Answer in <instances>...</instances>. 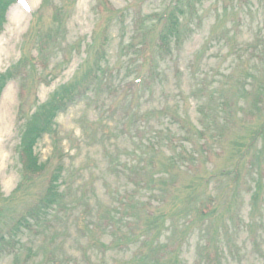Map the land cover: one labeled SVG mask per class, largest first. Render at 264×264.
I'll return each mask as SVG.
<instances>
[{
	"label": "rangeland",
	"instance_id": "obj_1",
	"mask_svg": "<svg viewBox=\"0 0 264 264\" xmlns=\"http://www.w3.org/2000/svg\"><path fill=\"white\" fill-rule=\"evenodd\" d=\"M169 2L24 0L21 4L18 0L8 7L0 32V72L16 63L23 54L35 58L38 53L36 31L48 26L55 9L60 12L63 24L58 41L44 51L46 57L37 56L45 68L37 63L38 67L27 69L30 74L23 83L22 97L19 96L20 82L13 79L0 94V193L3 199L0 201V231H7L19 216L28 215L27 211L44 194L51 173L58 167L61 168L58 181L61 195L59 203L40 224L29 218L32 227L21 226L14 237L17 242L13 251L1 254L0 264H124L136 247L117 250L112 244L117 229L112 224L109 227L103 218L108 212L117 217L120 199L127 192L136 191V184L128 178L132 169L144 165L146 169L140 173L144 178L152 171L147 163L148 152L154 154V161L159 163L173 154L188 157L183 147L196 148L195 136L188 142L182 140V132L173 116L197 126L198 101L193 95H200L202 86L199 84L212 89L214 97H217L215 89L222 97L224 94L231 97L229 85L239 78L250 90L249 95L239 101L247 107L255 90H260L264 96V1L230 4V0H196L194 13L187 12L183 19L188 35L172 55L160 62L155 75L152 65L141 62L142 51L138 53L126 47L136 25L133 19L134 22L144 20ZM102 33L107 37L102 62L105 76L56 115L51 132L43 134L33 146L38 161L45 164L44 172L12 194L21 181L17 149L24 118L36 104L46 101L56 87L71 80L87 61L89 66L93 63ZM93 35L96 44L90 47ZM140 40L136 36L132 43ZM256 40L262 43L263 47L259 46L258 50L263 49V53L249 49ZM146 52L150 55L149 49ZM238 55L243 56L242 62L237 61ZM250 67L255 79L245 75L246 68ZM136 75L140 79L133 84ZM238 93L236 91V95ZM260 120L259 115H254L244 120L245 125L233 122L226 130L228 141L222 140V149H217V154L206 163L197 160L198 171L206 173L226 165L228 154L234 150V143L229 139L242 135L246 126L253 127ZM148 139H154L156 153L148 145ZM179 165L174 184L182 187L190 175L184 170V164L179 162ZM255 177L254 168H241L239 180L232 187L228 186L230 177H221L212 188L219 200L218 211L210 214L203 227H185L182 219L177 218L179 213L175 220L166 222L165 234L170 238L164 241L170 244L169 250L177 249L179 264H264V181L255 197ZM175 190L168 186L167 200L160 203V208L170 211L175 206L183 208V202L175 199ZM150 196V192L147 194L143 189L136 192V197L143 200ZM151 201L153 205L158 204L153 198ZM212 227L219 229L217 243L221 248L211 246L213 241L204 248ZM205 249L209 262L201 253ZM217 249L218 257L214 255Z\"/></svg>",
	"mask_w": 264,
	"mask_h": 264
},
{
	"label": "trees",
	"instance_id": "obj_2",
	"mask_svg": "<svg viewBox=\"0 0 264 264\" xmlns=\"http://www.w3.org/2000/svg\"><path fill=\"white\" fill-rule=\"evenodd\" d=\"M17 1L0 0V32L3 30L6 22L5 15L8 7ZM195 1L170 0L169 4L161 11L147 15L144 20L138 19L134 22L133 19V25H136H134L131 41L128 43L126 49H133L132 51L135 52L142 51L143 61L141 62L144 63L146 61L147 64L152 65V73L155 75L158 73L160 62L172 55L173 51L181 46L184 38L188 35V29L183 19L186 17L187 12L189 14L194 13ZM243 1L245 0H230L229 3L233 4L234 2L240 3ZM226 5H224L225 9L227 8ZM61 17L60 12L55 9L50 18L51 24L49 23L44 29L39 27L36 31L35 47L38 53L35 58L31 55L23 54L16 63L5 71L0 72V94L5 84L13 79L20 82L19 96L21 98L24 92L23 83L29 78L30 74L27 69L38 67L37 63L42 68H45L42 61H38L40 58H37V56L38 54H42V57L45 58L44 51H47L58 41L63 24ZM136 36H139L141 40L132 43ZM98 38L100 40L96 47L101 49L97 48L98 54H96L93 63L89 66L87 61L83 68L80 67L76 71L71 80L56 87L46 101L36 104L24 118L20 127V140L17 149L21 165V181L17 184L12 194L20 191L23 184L33 181L44 172L45 164L38 161L33 152V146L43 134L51 132L53 119L56 115L93 89L101 81L102 77L105 76L102 62L104 59L103 45L105 46L107 37L102 33ZM260 41L256 40L255 44L249 49L256 53L259 51L263 53V49L258 50L259 46L263 47L262 43H259ZM94 44H96L95 35L92 36L90 47ZM146 49H149L150 55H148L149 52L147 53ZM236 58L237 61H243L242 55H238ZM245 60V62H248L247 59ZM246 69L248 70L245 71L247 73H245L246 77L249 76L251 79H255L252 68ZM249 73L251 76L248 75ZM230 77L229 75V80ZM38 78L39 75H37ZM139 79V75H136L133 84L134 82H138ZM235 80H237L235 83H232L231 86L229 85L231 97L226 94L222 97L217 89L214 91L217 97H214L213 93H211L212 89L208 90V87L204 84H199L202 86L200 95H193L197 96L196 100L198 101L197 112L199 113V118L197 119V126L187 119L173 116V121L179 125L182 132L183 141L188 142V139L194 136L198 140L196 148L187 149L183 147L184 154L188 157L182 155L179 158L176 154H173L168 156L164 161L156 163L154 161V154H149L148 152L147 163L150 165L149 168H152V171L145 178L143 175H140L146 169L144 165L130 171L128 178L131 183L136 184V191L127 192L124 198L120 199L119 206L117 207V217L108 212L106 217L103 218L109 227L112 224L117 229V232L114 233V242L112 243L113 245L115 244V247L117 246V250H123L130 246H132V249L136 247L124 264H179L177 249L173 248L169 250L170 244L164 241V238H166L165 240L170 238L169 235L165 234L167 230L166 222L168 220H171V222L175 220V215L179 213L177 218L182 219L185 227H203L206 219L210 218V214L215 210L218 211L217 203L219 200L212 193L214 190L212 188L221 180V177H230L231 182L228 186L232 187L239 180L241 168L249 170L254 168L256 174L253 181L254 190H256L255 195L260 192L264 181V96L260 93V90H255V92L251 93L252 100L248 104L249 106L241 105L239 101L248 96L250 90H247L246 83L243 84L241 79L236 78ZM234 86L235 88L233 89ZM222 88H224L223 85ZM236 91L239 92L237 95ZM204 99L205 101L202 102ZM207 101L208 105H206ZM237 106L239 107L236 110ZM20 113L21 111H19V115ZM254 115H259L261 118L258 124L253 127L246 126V132L229 139L234 143L232 144L234 145V150L228 154V163L220 169H213L206 173L198 171L197 160L201 163H206L205 161L213 154H217V149H222V140L228 141L226 137L227 128L233 122L235 124L238 121L240 125H245L244 120L247 121ZM167 139L172 142L170 137ZM153 140L148 139V145L156 153L157 148H155V141ZM183 141L180 142L181 145ZM259 142L260 146H257ZM179 162L184 164V170L190 175L189 181L182 187L174 184L175 170L180 169ZM60 172L61 168L58 167L56 171L51 173L44 194L27 211V216H19L7 231H0V255L13 251L17 242L14 237H17L21 226L28 229L32 227L29 218L36 224H40L54 205L59 203L61 195L58 182ZM169 185L172 189L176 188L174 191V193L176 192L175 199L183 202V208H177L175 205V207L172 205L174 208L170 211V209L164 210V208L159 207L160 203L167 200V197L165 199V193H167ZM138 189L147 191V194L150 192L151 196L144 200L136 197ZM198 190L209 191L208 193H203L205 194L203 195ZM255 197H258V195ZM151 198L155 199L158 204L153 205ZM1 200L3 199L0 193ZM176 208L178 211L175 213L174 210ZM131 218L133 219L132 221L130 220ZM218 233L219 229L212 227L208 243H204V248L208 247L211 241H213L211 246L221 248L217 243ZM205 250L201 251V253L204 254L206 261L209 262V253ZM218 250L214 254L216 257H218Z\"/></svg>",
	"mask_w": 264,
	"mask_h": 264
},
{
	"label": "snow or ice",
	"instance_id": "obj_3",
	"mask_svg": "<svg viewBox=\"0 0 264 264\" xmlns=\"http://www.w3.org/2000/svg\"><path fill=\"white\" fill-rule=\"evenodd\" d=\"M20 2H21V4H23L24 3V0H20Z\"/></svg>",
	"mask_w": 264,
	"mask_h": 264
}]
</instances>
